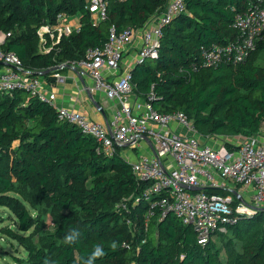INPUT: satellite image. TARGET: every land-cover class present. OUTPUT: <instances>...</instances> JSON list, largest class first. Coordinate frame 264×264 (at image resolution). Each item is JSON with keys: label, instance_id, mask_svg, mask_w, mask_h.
Returning a JSON list of instances; mask_svg holds the SVG:
<instances>
[{"label": "trees", "instance_id": "obj_1", "mask_svg": "<svg viewBox=\"0 0 264 264\" xmlns=\"http://www.w3.org/2000/svg\"><path fill=\"white\" fill-rule=\"evenodd\" d=\"M105 1L107 18L95 23L90 0H0V30L11 33L2 50L16 53L33 77L54 83L53 75L85 60L90 49H103L113 25L118 32L142 29L168 3ZM254 1L185 0L186 12L164 28L158 58H147L131 70L133 93L147 101L153 93L155 110L185 113L202 136H258L264 129V62L258 64L255 54L264 56V36L242 64L200 67L204 48L236 39L235 18ZM59 15L79 16L80 30L58 42L47 35L42 40L40 29L57 25ZM54 67L59 70L34 76ZM225 145L236 148L231 142ZM123 150L103 153L95 138L59 119L51 104L31 93L0 92V208L16 217L17 231L7 230L26 250L13 257L14 264H83L97 244L107 254L95 264H222L219 238H225L228 248L235 240L244 244L243 254L228 264H264L262 210L237 214L227 232L205 247L192 226L173 213L162 217L160 208L147 226L150 206L143 194L150 184L136 177ZM204 192L238 201L227 189ZM47 206L56 228L34 242ZM72 229L80 236L67 244Z\"/></svg>", "mask_w": 264, "mask_h": 264}, {"label": "built area", "instance_id": "obj_2", "mask_svg": "<svg viewBox=\"0 0 264 264\" xmlns=\"http://www.w3.org/2000/svg\"><path fill=\"white\" fill-rule=\"evenodd\" d=\"M165 10L153 17L143 30V45L138 62L147 58L157 59L164 28L186 12L185 0H167ZM108 4L105 0H90V12L95 23L107 18ZM66 16L59 15L58 23ZM236 39L221 45L212 44L202 51V68L237 66L244 63L264 36V0L251 2L246 11L239 13L233 23ZM48 31V28H45ZM80 25H66L59 29V37L79 31ZM136 29L131 27L118 32L113 25L110 37L103 49H90L86 59L72 63L82 77L91 76L95 81L92 92H104L106 97L117 102L108 125L94 122L80 111L58 107L57 96L46 90L48 84L33 77L25 70L21 58L14 52H4L11 33L0 30V92L12 94L25 91L51 104L58 118L78 127L83 134L95 138L103 153L112 155L117 147H138L150 139L154 153L129 161L138 179L149 182L143 199L149 203L146 215L147 226L157 208L162 217L173 213L184 225L192 226L200 245L205 247L219 233H226L237 214H253L264 208V143L256 137L245 138L229 150L226 145L214 147L201 141L192 122L183 112L163 114L155 110L150 101L133 104L132 73L125 72L115 82H106L103 71H119L125 52L135 40ZM58 83L65 77L55 75ZM177 123L187 133L171 129ZM197 137V138H196ZM228 182L252 188L250 200L231 195L209 194L205 189H228ZM188 187L199 189L191 191ZM139 201V199H138Z\"/></svg>", "mask_w": 264, "mask_h": 264}, {"label": "crops", "instance_id": "obj_3", "mask_svg": "<svg viewBox=\"0 0 264 264\" xmlns=\"http://www.w3.org/2000/svg\"><path fill=\"white\" fill-rule=\"evenodd\" d=\"M149 24L150 21L146 24V26ZM58 25H60V28H63L66 25L78 26L80 25V17H66L62 22H60V24L58 23ZM144 28L136 30L135 40L125 52L119 71L112 73L104 69L103 74L106 82L113 83L119 77H121L123 73L128 71L131 72V70L135 68L138 63L140 49L143 45ZM42 40H44L43 37ZM62 76L65 77L64 83H58L56 81L55 75H53V78L55 79L54 83L49 84L45 80L41 79L48 84V86H46V90L49 93H54L57 96V106L83 112L89 117L90 120L108 125L115 109L117 108V102L111 100L109 101L104 92H92V89L95 87L94 79L91 76L82 77L78 74L77 69L69 68L66 72L62 73ZM132 101L133 104L146 103L145 99L137 96L134 93L132 95ZM96 105H99L100 107H97ZM171 129L181 134L187 133V131L177 123H173L171 125ZM196 136L201 141L214 147L222 146V144L225 145L226 142L239 144L240 141L242 142L245 139V137L242 136L224 135L205 137L199 133H197ZM256 139L259 142L264 143V129L258 136H256ZM124 149L125 151H122L123 157L129 161H134L141 158L142 156H152L154 153L153 145L150 139H146L138 147H124ZM138 152L141 153L140 156L136 154ZM228 187L229 188L227 190L232 192L237 197H240L246 201L250 200L252 195L251 187L239 186L230 182H228Z\"/></svg>", "mask_w": 264, "mask_h": 264}, {"label": "rangeland", "instance_id": "obj_4", "mask_svg": "<svg viewBox=\"0 0 264 264\" xmlns=\"http://www.w3.org/2000/svg\"><path fill=\"white\" fill-rule=\"evenodd\" d=\"M45 28H48L49 32H47ZM58 29H60V25H58V23L57 25H54V26L46 25L40 29L39 34L41 37H43V39L47 35V37L52 39L54 42H58L60 40V37H59L60 33L58 32L59 31ZM46 51L44 50V52ZM255 55H256L257 63L263 64L264 62L263 54L261 52H258ZM17 145H18V142H15L13 146L16 147ZM123 151H125V149ZM136 154H138V156L141 155L140 152ZM17 188H20V185H17ZM32 212H35V211H32ZM43 213L44 214L42 215V219H43V222H45V224L41 231L35 232L33 236L34 242L38 241L40 236H42L44 233L53 231L56 228V225L53 219L54 217L51 213L50 206L45 207L43 209ZM2 216L4 217V219ZM15 218L16 217L7 208H0V264H14L13 257L15 256L22 257L26 253V250L22 245L11 240V237L9 236V231L7 230L13 227V229L17 231V227L15 226V220H14ZM131 226H132V232L135 233L136 229L133 227V225ZM227 244L228 242L225 240V238L217 239V246L219 247L222 253L221 258H220V262L222 264H228L229 261H232L235 254H243V251H244L243 250L244 244L242 242H239L238 240L234 241L233 248H228Z\"/></svg>", "mask_w": 264, "mask_h": 264}, {"label": "clouds", "instance_id": "obj_5", "mask_svg": "<svg viewBox=\"0 0 264 264\" xmlns=\"http://www.w3.org/2000/svg\"><path fill=\"white\" fill-rule=\"evenodd\" d=\"M80 236V233L77 229H72L66 236H65V243L71 244L74 243L78 237ZM112 249L116 248V244L113 243L111 245ZM104 248L102 245L97 244L94 246V250L90 254L87 260L83 262V264H95V261L99 258H102L106 255Z\"/></svg>", "mask_w": 264, "mask_h": 264}, {"label": "water", "instance_id": "obj_6", "mask_svg": "<svg viewBox=\"0 0 264 264\" xmlns=\"http://www.w3.org/2000/svg\"><path fill=\"white\" fill-rule=\"evenodd\" d=\"M70 67H71V68H74V69H77L76 67H73V66H70ZM57 70H59V67H54V68H51V69H49V70H47V71H44V72H40V73L34 74V76H45V75H47V74H49V73H52V72H55V71H57ZM77 71H78V74L80 75L78 69H77ZM96 106H97V107H100L99 105H96ZM188 189L191 190V191H198V190H199V189H196V188H193V187H188ZM259 210L264 211V208H259Z\"/></svg>", "mask_w": 264, "mask_h": 264}]
</instances>
